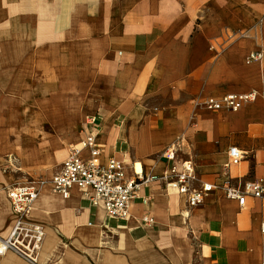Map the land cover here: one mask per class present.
<instances>
[{
    "label": "crops",
    "instance_id": "1",
    "mask_svg": "<svg viewBox=\"0 0 264 264\" xmlns=\"http://www.w3.org/2000/svg\"><path fill=\"white\" fill-rule=\"evenodd\" d=\"M252 90L264 91V0H0V238L15 219L7 186L50 181L93 117L103 161L128 177L163 176L184 137L198 186L264 179V97L196 106ZM232 146L244 157L226 176ZM162 182L142 186L127 219L46 184L29 212L45 230L38 264H264V197L241 207L217 188L191 207ZM0 264L32 263L9 250Z\"/></svg>",
    "mask_w": 264,
    "mask_h": 264
},
{
    "label": "built area",
    "instance_id": "2",
    "mask_svg": "<svg viewBox=\"0 0 264 264\" xmlns=\"http://www.w3.org/2000/svg\"><path fill=\"white\" fill-rule=\"evenodd\" d=\"M263 57L260 51L252 52L248 62L259 61ZM264 97V91L212 95L196 101V106L204 110L241 111ZM96 118H90L81 129V141L70 144L67 157L50 181L39 180L25 183H13L7 186V193L15 214L14 223L9 235L0 238V254L12 250L32 264H38V254L41 249L45 230L43 225L29 220V212L42 189L51 184L52 191L69 197L71 190L76 188L93 205H102L106 214L111 218L127 219L134 199L139 196L143 185L154 180H160L165 191L174 190L185 195L188 205L197 207L203 204L206 196L217 188H222L227 198L236 200L244 207L249 196L264 197V179L247 180L238 185L228 179L223 183L201 182L195 163L192 159L179 158L188 145L181 137L169 145L163 152L164 159L170 163L166 173L161 177L145 176L142 171L134 169L133 176L128 177L123 160L110 157L103 161V152L96 139ZM229 164L224 167L223 175L229 176V165H239L243 159V151L238 147L228 150ZM149 197H144V203ZM143 222L150 225L154 218L144 216ZM264 233V220L261 222Z\"/></svg>",
    "mask_w": 264,
    "mask_h": 264
},
{
    "label": "rangeland",
    "instance_id": "3",
    "mask_svg": "<svg viewBox=\"0 0 264 264\" xmlns=\"http://www.w3.org/2000/svg\"><path fill=\"white\" fill-rule=\"evenodd\" d=\"M154 112L156 113L157 112V109H154ZM80 136H81V133H80ZM27 180H31V178L30 179L28 178ZM39 180H44V179L42 178V179H39Z\"/></svg>",
    "mask_w": 264,
    "mask_h": 264
},
{
    "label": "bare ground",
    "instance_id": "4",
    "mask_svg": "<svg viewBox=\"0 0 264 264\" xmlns=\"http://www.w3.org/2000/svg\"><path fill=\"white\" fill-rule=\"evenodd\" d=\"M139 169H140V165H138Z\"/></svg>",
    "mask_w": 264,
    "mask_h": 264
}]
</instances>
